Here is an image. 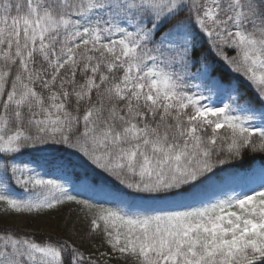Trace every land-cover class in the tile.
I'll list each match as a JSON object with an SVG mask.
<instances>
[{"label":"snow or ice","instance_id":"snow-or-ice-1","mask_svg":"<svg viewBox=\"0 0 264 264\" xmlns=\"http://www.w3.org/2000/svg\"><path fill=\"white\" fill-rule=\"evenodd\" d=\"M245 154L264 0H0V214H72L0 228V264H264Z\"/></svg>","mask_w":264,"mask_h":264},{"label":"trees","instance_id":"trees-1","mask_svg":"<svg viewBox=\"0 0 264 264\" xmlns=\"http://www.w3.org/2000/svg\"><path fill=\"white\" fill-rule=\"evenodd\" d=\"M247 95L251 97L253 95L251 89H246ZM23 159H28L24 157ZM264 164V156L259 154H245L242 162H236L235 168L239 170H244L249 167L259 168ZM93 179L99 180V176H94ZM14 192L17 196H23L24 193L19 189L14 187ZM71 216L67 206H60L57 209L47 211L40 216H29V215H17L0 214V228L5 226H21L25 229L34 230L37 232L36 239L38 241L43 240L45 235L57 236L62 233L65 238L68 235L67 231H64V226L67 223L68 227L71 228ZM79 227V225H78ZM42 230V231H41Z\"/></svg>","mask_w":264,"mask_h":264}]
</instances>
